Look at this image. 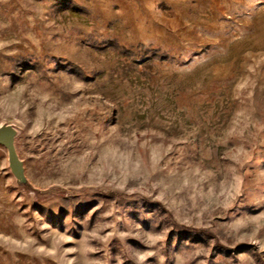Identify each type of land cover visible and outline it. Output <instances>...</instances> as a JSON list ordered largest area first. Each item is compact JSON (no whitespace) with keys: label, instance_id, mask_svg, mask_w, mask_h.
<instances>
[{"label":"rangeland","instance_id":"374dc122","mask_svg":"<svg viewBox=\"0 0 264 264\" xmlns=\"http://www.w3.org/2000/svg\"><path fill=\"white\" fill-rule=\"evenodd\" d=\"M0 264H264V0H0Z\"/></svg>","mask_w":264,"mask_h":264},{"label":"water","instance_id":"95a60500","mask_svg":"<svg viewBox=\"0 0 264 264\" xmlns=\"http://www.w3.org/2000/svg\"><path fill=\"white\" fill-rule=\"evenodd\" d=\"M13 135L14 131L9 125L0 127V144L5 145L9 149L11 164L14 169H20L21 161L15 150Z\"/></svg>","mask_w":264,"mask_h":264}]
</instances>
